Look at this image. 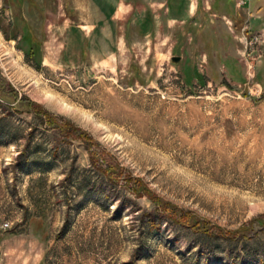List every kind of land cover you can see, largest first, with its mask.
I'll list each match as a JSON object with an SVG mask.
<instances>
[{"label":"rangeland","instance_id":"374dc122","mask_svg":"<svg viewBox=\"0 0 264 264\" xmlns=\"http://www.w3.org/2000/svg\"><path fill=\"white\" fill-rule=\"evenodd\" d=\"M34 1L0 0V264H264L258 24L127 0L104 48Z\"/></svg>","mask_w":264,"mask_h":264},{"label":"crops","instance_id":"0c3cea01","mask_svg":"<svg viewBox=\"0 0 264 264\" xmlns=\"http://www.w3.org/2000/svg\"><path fill=\"white\" fill-rule=\"evenodd\" d=\"M34 0H29V7L36 6L37 2ZM74 2L72 5V9L86 11V8L91 12L92 20L94 22L85 23L88 26V32L86 37L88 36L89 32L95 27L99 26V30H97L93 36V40H89L92 43H100L107 46L109 42H112L113 39V31L112 27H118L121 25L122 20H126L127 14L132 11V3H129L127 0H70ZM212 12H215L220 15L213 16H220L222 19L227 23L231 24L233 27H241L248 26L247 28H251L254 23L258 24V33H264V0H234L232 3L229 0H226V3H220L219 0H211ZM204 0H198V5H200L198 9V15L201 13V8H203ZM23 7V5L19 4ZM34 5V6H33ZM207 8L210 9L209 2L206 1ZM205 6V5H204ZM80 7V8H79ZM24 8V7H23ZM22 8V9H23ZM197 5L195 3L192 4L190 8V13L192 15H196ZM225 11V13H223ZM83 15V14H82ZM206 15V14H205ZM203 16V15H202ZM196 17V16H195ZM204 17V16H203ZM169 22V21H168ZM84 26V27H86ZM86 43V42H84ZM117 52L120 51L121 43H124V39H120V36L117 40ZM86 46V44H84ZM85 48V47H84ZM109 48V47H108ZM106 50V49H105ZM110 51H112L110 49ZM109 51V52H110Z\"/></svg>","mask_w":264,"mask_h":264},{"label":"trees","instance_id":"16d2710c","mask_svg":"<svg viewBox=\"0 0 264 264\" xmlns=\"http://www.w3.org/2000/svg\"><path fill=\"white\" fill-rule=\"evenodd\" d=\"M24 37H27L26 36V34H25V36ZM166 215H168V218L169 219H171L173 222H179L180 224H187V225H189L187 222V220H185L184 219V217H178V216H175V215H172V213L171 214H169L168 212L166 213ZM149 216L151 217L152 215L151 214H149ZM151 221V220H150ZM151 223H153V224H151V226L152 227H155V223L153 222V220L151 221Z\"/></svg>","mask_w":264,"mask_h":264},{"label":"bare ground","instance_id":"6f19581e","mask_svg":"<svg viewBox=\"0 0 264 264\" xmlns=\"http://www.w3.org/2000/svg\"><path fill=\"white\" fill-rule=\"evenodd\" d=\"M3 45H2V42H1V36H0V48L2 47ZM5 50V49H4ZM9 53V52H8ZM55 95L54 94H52V93H49V92H46V94H45V98L46 99H49V100H53V99H55ZM59 104H60V107L62 108V109H65V110H67V109H69L68 108V105L67 104H64V101L62 100V99H59Z\"/></svg>","mask_w":264,"mask_h":264},{"label":"water","instance_id":"95a60500","mask_svg":"<svg viewBox=\"0 0 264 264\" xmlns=\"http://www.w3.org/2000/svg\"><path fill=\"white\" fill-rule=\"evenodd\" d=\"M179 60H180V57H173V58H172V61H173V62H178Z\"/></svg>","mask_w":264,"mask_h":264}]
</instances>
